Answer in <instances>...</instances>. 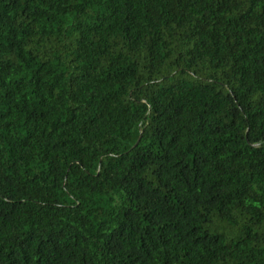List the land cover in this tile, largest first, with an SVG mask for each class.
Returning a JSON list of instances; mask_svg holds the SVG:
<instances>
[{
	"label": "trees",
	"instance_id": "trees-1",
	"mask_svg": "<svg viewBox=\"0 0 264 264\" xmlns=\"http://www.w3.org/2000/svg\"><path fill=\"white\" fill-rule=\"evenodd\" d=\"M0 264H264V0H0Z\"/></svg>",
	"mask_w": 264,
	"mask_h": 264
}]
</instances>
